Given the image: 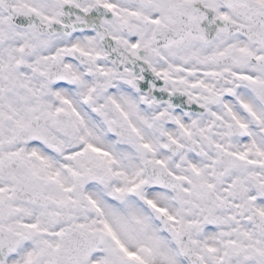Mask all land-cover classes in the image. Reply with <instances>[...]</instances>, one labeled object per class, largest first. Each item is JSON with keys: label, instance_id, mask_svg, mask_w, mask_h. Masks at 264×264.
<instances>
[{"label": "snow or ice", "instance_id": "obj_1", "mask_svg": "<svg viewBox=\"0 0 264 264\" xmlns=\"http://www.w3.org/2000/svg\"><path fill=\"white\" fill-rule=\"evenodd\" d=\"M0 264H264V0H0Z\"/></svg>", "mask_w": 264, "mask_h": 264}]
</instances>
